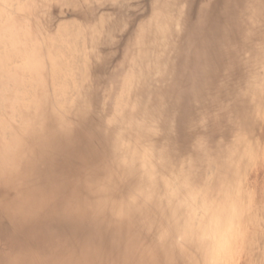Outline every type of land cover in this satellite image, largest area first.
<instances>
[{
	"label": "bare ground",
	"instance_id": "6f19581e",
	"mask_svg": "<svg viewBox=\"0 0 264 264\" xmlns=\"http://www.w3.org/2000/svg\"><path fill=\"white\" fill-rule=\"evenodd\" d=\"M261 175L264 0H0V264H264Z\"/></svg>",
	"mask_w": 264,
	"mask_h": 264
},
{
	"label": "rangeland",
	"instance_id": "374dc122",
	"mask_svg": "<svg viewBox=\"0 0 264 264\" xmlns=\"http://www.w3.org/2000/svg\"><path fill=\"white\" fill-rule=\"evenodd\" d=\"M63 10L65 11L64 14H66L67 16H71V10L68 7H63ZM58 14V10L55 11V15H53V19L57 20L56 15ZM241 23H245L244 19H241ZM118 29H117V33H118ZM113 67V65L109 66V69H111ZM233 72V73H232ZM232 73V77L235 78V72L234 70L231 71ZM233 84H236L235 79H231ZM239 84V83H237ZM220 92V89L218 88V86H213L212 88V95H215L217 93ZM232 92V91H231ZM212 98V97H211ZM227 105L223 104V102H214L212 103V99H201L195 102L194 104V108L193 110H197L196 116H195V120L193 121L194 124L198 125V124H202L207 128L205 131L206 132H197L195 131L193 128V130H190L189 134L193 135V137L190 139V141H187V145L191 146L192 144H195L194 141L198 140L197 136L200 135V140H204L205 143L206 141L209 140L210 136L213 135L215 137H217L219 135V131L217 128H219V126H221V124L226 123L227 122V116L229 114V111H227ZM187 111V110H186ZM190 113H189V112ZM188 111L186 113L183 112L182 115H185V117H187V120L191 117L192 114H194L190 108L188 109ZM188 124H192V122L188 121ZM212 129V131H211ZM204 144V143H203ZM259 181L260 182H264V175H261L259 177ZM82 246L81 242L78 241L77 247H79L78 249H80ZM6 247H7V242L6 240H1L0 241V251H6ZM86 247V246H85ZM83 247V248H85ZM119 247V246H118ZM83 251H85L86 249H81Z\"/></svg>",
	"mask_w": 264,
	"mask_h": 264
}]
</instances>
